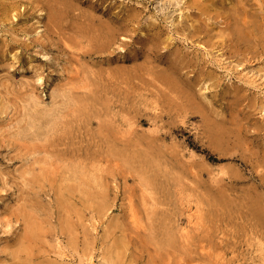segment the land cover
Listing matches in <instances>:
<instances>
[{"label":"rangeland","instance_id":"rangeland-1","mask_svg":"<svg viewBox=\"0 0 264 264\" xmlns=\"http://www.w3.org/2000/svg\"><path fill=\"white\" fill-rule=\"evenodd\" d=\"M0 264H264V0H0Z\"/></svg>","mask_w":264,"mask_h":264},{"label":"bare ground","instance_id":"bare-ground-1","mask_svg":"<svg viewBox=\"0 0 264 264\" xmlns=\"http://www.w3.org/2000/svg\"><path fill=\"white\" fill-rule=\"evenodd\" d=\"M79 28V27H78Z\"/></svg>","mask_w":264,"mask_h":264}]
</instances>
